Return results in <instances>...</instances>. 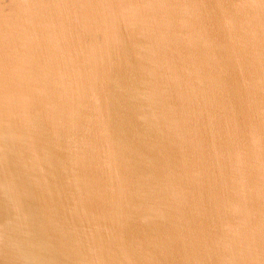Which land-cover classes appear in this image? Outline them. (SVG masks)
I'll return each mask as SVG.
<instances>
[{"label":"water","instance_id":"obj_1","mask_svg":"<svg viewBox=\"0 0 264 264\" xmlns=\"http://www.w3.org/2000/svg\"><path fill=\"white\" fill-rule=\"evenodd\" d=\"M0 264H264V0H0Z\"/></svg>","mask_w":264,"mask_h":264}]
</instances>
